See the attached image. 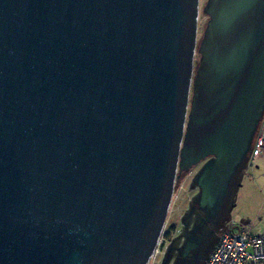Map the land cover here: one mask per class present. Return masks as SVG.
Wrapping results in <instances>:
<instances>
[{"label":"water","instance_id":"water-1","mask_svg":"<svg viewBox=\"0 0 264 264\" xmlns=\"http://www.w3.org/2000/svg\"><path fill=\"white\" fill-rule=\"evenodd\" d=\"M199 5L0 0V264H148L209 156L214 202L264 111V0L207 1L194 74Z\"/></svg>","mask_w":264,"mask_h":264},{"label":"rangeland","instance_id":"rangeland-1","mask_svg":"<svg viewBox=\"0 0 264 264\" xmlns=\"http://www.w3.org/2000/svg\"><path fill=\"white\" fill-rule=\"evenodd\" d=\"M207 1L200 0L199 5L194 74L200 63L199 44L210 19V16L204 12ZM257 130V136L262 135L264 139V120L260 119ZM194 174L195 170H192L186 175L183 173L180 179H176L163 229L166 235L164 238H160L149 264H158L168 252L169 244L178 245L186 229L198 227L202 249L207 247L214 249L224 233L248 231L257 235L264 234V149L253 160L251 157V162L245 172L246 175L238 180L239 184L228 199L227 207L220 218V225L216 229L213 220H206L201 211L196 210L192 215L189 214L192 208L198 207V189L195 185Z\"/></svg>","mask_w":264,"mask_h":264},{"label":"flooded vegetation","instance_id":"flooded-vegetation-1","mask_svg":"<svg viewBox=\"0 0 264 264\" xmlns=\"http://www.w3.org/2000/svg\"><path fill=\"white\" fill-rule=\"evenodd\" d=\"M258 127V124L256 128ZM255 128V129H256ZM252 139V136H251ZM251 142V140H250ZM249 142V143H250ZM212 156L206 157L199 161L197 164L193 165L188 171L177 169V179L181 177L183 173L188 174L192 170H195V185L198 189V203L197 208H192L189 213L192 215L196 210L201 211L206 220L212 219L214 228H218L220 225V218L222 213L227 207L228 199L233 195L236 190V186L239 184L238 180L244 177L246 174L247 166L251 162L250 157V147L247 148L246 152L242 156L240 162L235 166L233 172L226 179L223 189L220 191L219 195L215 198L214 202L200 204V194L201 188L197 184V178L200 175L204 165L212 159ZM192 186V185H191ZM198 227L193 229H186L184 235L176 244H169V250L165 256L162 257L158 264H206L208 256H210L213 251L212 248L207 247L202 249L201 239L199 237ZM168 247V246H167ZM151 261V260H150ZM150 263V262H149Z\"/></svg>","mask_w":264,"mask_h":264},{"label":"built area","instance_id":"built-area-1","mask_svg":"<svg viewBox=\"0 0 264 264\" xmlns=\"http://www.w3.org/2000/svg\"><path fill=\"white\" fill-rule=\"evenodd\" d=\"M263 149L264 139L262 135L257 136L252 160ZM206 264H264V234L257 235L248 231L224 233Z\"/></svg>","mask_w":264,"mask_h":264},{"label":"trees","instance_id":"trees-1","mask_svg":"<svg viewBox=\"0 0 264 264\" xmlns=\"http://www.w3.org/2000/svg\"><path fill=\"white\" fill-rule=\"evenodd\" d=\"M258 128V127H257ZM257 128L253 131V134H252V139H251V142L249 143V147H250V157L252 156V152H253V148H254V141L256 139V136H257V133H258V130ZM165 232L163 231L162 232V235H161V239L165 237Z\"/></svg>","mask_w":264,"mask_h":264},{"label":"crops","instance_id":"crops-1","mask_svg":"<svg viewBox=\"0 0 264 264\" xmlns=\"http://www.w3.org/2000/svg\"><path fill=\"white\" fill-rule=\"evenodd\" d=\"M261 119L264 120V111H263V113H262V117H261Z\"/></svg>","mask_w":264,"mask_h":264}]
</instances>
